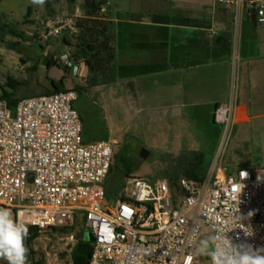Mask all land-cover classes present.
I'll return each mask as SVG.
<instances>
[{
	"label": "built area",
	"instance_id": "obj_1",
	"mask_svg": "<svg viewBox=\"0 0 264 264\" xmlns=\"http://www.w3.org/2000/svg\"><path fill=\"white\" fill-rule=\"evenodd\" d=\"M216 2L236 9V24L243 8L264 22V0ZM82 17L79 7L47 14L35 22L33 41L44 46L74 35ZM56 59L71 77H79L70 50ZM232 92L229 105H218L213 114L222 141L203 181L181 177L171 185L165 178L129 177L132 189L127 187L112 207L106 203L105 181L116 141L83 142L73 88L22 99L13 110L0 99V207L39 233L74 228L65 238L70 245L78 232H90L88 264H195L205 236L264 247V167L226 174L220 165L235 125ZM239 216L253 235L237 228Z\"/></svg>",
	"mask_w": 264,
	"mask_h": 264
},
{
	"label": "crops",
	"instance_id": "obj_2",
	"mask_svg": "<svg viewBox=\"0 0 264 264\" xmlns=\"http://www.w3.org/2000/svg\"><path fill=\"white\" fill-rule=\"evenodd\" d=\"M100 1L101 13L116 29L117 82L157 77V113L207 130L215 124L216 107L229 105L234 88L235 124H247L264 112V23L246 8L236 24V9L216 0ZM72 9L60 3L52 12ZM54 41L61 47V40ZM49 43L25 45L33 55L37 46L43 55L53 49ZM6 51L9 60H19V52ZM46 71L50 81L62 77L57 68Z\"/></svg>",
	"mask_w": 264,
	"mask_h": 264
},
{
	"label": "rangeland",
	"instance_id": "obj_3",
	"mask_svg": "<svg viewBox=\"0 0 264 264\" xmlns=\"http://www.w3.org/2000/svg\"><path fill=\"white\" fill-rule=\"evenodd\" d=\"M46 1L42 5L34 4L32 0H5L0 3V20L15 26L28 38V41L22 42V46L18 48L19 53L16 55H20L19 60H9L7 49L0 48V96L3 90L13 92L4 86L5 80L21 84L15 92L16 99L26 95H42L50 89V79L42 62L51 56L59 57L65 50L53 40L48 45L52 50H47L42 55L35 46L33 53L36 55H33L32 50L25 45L33 40L35 22L46 14ZM81 4L82 1L77 0L75 7H80ZM35 59L40 65L37 64L35 70H30L35 64ZM78 66V78L71 77L68 71L65 74L61 65L57 68L61 71V76L66 77L67 88L85 84V68L80 64ZM237 76L235 73V87ZM235 92L234 88V96ZM86 103L89 110H92V115L87 117L83 127L84 135L88 139L92 138L87 143L116 141L115 152H124L129 160L127 172L129 177L134 179L149 182L161 179L160 173L167 163L161 161L159 156L165 153L176 157L186 152L200 151L202 160L205 163L210 160L212 163L222 141V131L218 124H211L207 130H198L199 123H183L176 121L169 113H157V77L135 83L116 82L110 87L95 88L87 94ZM96 110L100 111V115ZM140 150L146 151L147 159L137 156ZM222 150L220 165L226 174H233L242 167H264V112L258 113L257 117L247 124H235ZM128 181L120 168H115L109 176L107 191L122 186V191L114 198L107 197L106 203L110 207L119 202L121 193L125 192L127 187L132 189V184L129 185ZM46 233L52 234L42 235L32 243L28 264L33 258L38 260L41 257L45 259V264H63L64 260L59 258V254L69 248L70 242L65 239L67 234L51 231ZM81 233L85 241L93 242L90 232ZM205 239L210 237L205 236L203 240ZM0 264H6V261L0 259ZM195 264H209V260L206 256L198 255Z\"/></svg>",
	"mask_w": 264,
	"mask_h": 264
},
{
	"label": "trees",
	"instance_id": "obj_4",
	"mask_svg": "<svg viewBox=\"0 0 264 264\" xmlns=\"http://www.w3.org/2000/svg\"><path fill=\"white\" fill-rule=\"evenodd\" d=\"M3 1L5 0H0V3ZM257 1L259 0H246L247 3H254ZM60 3L66 5L69 9H72L76 5V0H47V11L51 13L54 6ZM79 8L83 17L77 23L78 32L74 35L62 37L61 47L70 50L73 60L76 63L81 64L86 70L85 84L83 86L76 85L73 87V90L78 94L75 108L79 112L84 127L87 117L92 115V110H89L86 103L87 94L95 88L112 86L117 82L118 76L116 64V29L114 23L109 17L101 13L103 2L100 0H84ZM26 41H28V38L25 37V33L19 31L15 26L3 23L0 20V48L5 47L9 51L19 52L18 48L22 46V42ZM21 61L25 64L24 60L21 59ZM1 63L2 59L0 58V64ZM42 63L46 70L60 68L58 59L54 56L45 58ZM37 64L38 61L36 60L34 66L31 67L30 70H35ZM67 71L68 69L64 68L65 74ZM65 79L66 77L62 76L57 81L51 80L50 89L45 91L42 95H52L66 91L67 87ZM4 86H7L13 92L9 93L3 90L0 99L6 100L11 110L14 109L20 100L35 97L26 95L23 98L16 99L14 97L15 92L21 84L12 80H5ZM96 111L100 115V111ZM83 142H88L84 135ZM159 159L167 163L165 169L160 173V177L168 179L171 185H174V183L181 177L203 181L211 164L210 160L206 163L202 160V153L200 152H186L176 157L169 153H165L160 155ZM128 161L129 160L126 159L122 150L115 152L113 164L105 181V188L108 178L115 168H120L125 177L129 178V173L127 172ZM121 191L122 186H119L114 190L109 189L107 191L106 189V195L108 198H114ZM28 229L29 235L25 241L28 249H30L32 243L40 236L52 234L39 233L38 229L35 227H29ZM73 230L74 228L67 230L52 229L51 232L69 234L73 232ZM91 253L92 242L85 241L83 234L78 232L76 242L73 245H70L66 252L60 253L59 258L64 260L63 264H88ZM30 264H45V259L41 257L38 260H35L33 258Z\"/></svg>",
	"mask_w": 264,
	"mask_h": 264
},
{
	"label": "clouds",
	"instance_id": "obj_5",
	"mask_svg": "<svg viewBox=\"0 0 264 264\" xmlns=\"http://www.w3.org/2000/svg\"><path fill=\"white\" fill-rule=\"evenodd\" d=\"M44 2L32 0V3L39 5ZM246 175L242 173V176ZM252 215V212L248 213L249 217ZM242 219L244 217L239 216L237 228H241L245 236L253 235L250 228L240 223ZM28 235V226L14 218L11 209L0 207V259L6 261V264H28L29 249L25 243ZM197 252L206 256L209 264H264V247L254 248L251 244L234 243L227 236L201 240Z\"/></svg>",
	"mask_w": 264,
	"mask_h": 264
},
{
	"label": "water",
	"instance_id": "obj_6",
	"mask_svg": "<svg viewBox=\"0 0 264 264\" xmlns=\"http://www.w3.org/2000/svg\"><path fill=\"white\" fill-rule=\"evenodd\" d=\"M137 156L141 157L142 159H147V153L145 150H140V152L137 153ZM32 180H33V176H32V174H29L28 175V182L32 183Z\"/></svg>",
	"mask_w": 264,
	"mask_h": 264
}]
</instances>
